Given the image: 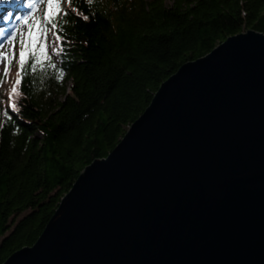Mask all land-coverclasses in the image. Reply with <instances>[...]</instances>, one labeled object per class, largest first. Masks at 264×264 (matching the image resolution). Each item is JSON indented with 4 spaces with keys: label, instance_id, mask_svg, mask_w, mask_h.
I'll use <instances>...</instances> for the list:
<instances>
[{
    "label": "water",
    "instance_id": "obj_1",
    "mask_svg": "<svg viewBox=\"0 0 264 264\" xmlns=\"http://www.w3.org/2000/svg\"><path fill=\"white\" fill-rule=\"evenodd\" d=\"M4 264H264V33L182 65Z\"/></svg>",
    "mask_w": 264,
    "mask_h": 264
},
{
    "label": "trees",
    "instance_id": "obj_2",
    "mask_svg": "<svg viewBox=\"0 0 264 264\" xmlns=\"http://www.w3.org/2000/svg\"><path fill=\"white\" fill-rule=\"evenodd\" d=\"M57 25L59 50L26 66L20 85L18 63L11 119L0 121V264L36 243L81 172L182 65L243 31L264 33V0H72Z\"/></svg>",
    "mask_w": 264,
    "mask_h": 264
},
{
    "label": "snow or ice",
    "instance_id": "obj_3",
    "mask_svg": "<svg viewBox=\"0 0 264 264\" xmlns=\"http://www.w3.org/2000/svg\"><path fill=\"white\" fill-rule=\"evenodd\" d=\"M6 0H0V3H5ZM25 5L29 11L23 15L15 16V19L19 22L12 32L7 35L6 39L8 44L11 47L10 52H0V58L6 59L9 64H11L18 55L19 62V72L16 79V84H21V79L23 74L26 71V66H30L33 71L37 67L46 66L49 61L52 60V57L49 53V48L51 44L49 42L48 34L50 28H56L58 14L62 12L61 0H24ZM43 3L46 5V10L42 11L41 15H37V12L40 11V4ZM68 3L71 4L72 0H68ZM64 15L67 16L68 13L65 11ZM0 19H3L5 22L13 19V12L7 11ZM83 19H89L88 16H83ZM26 29V31H22ZM4 28H0V36H4ZM18 37L19 40H18ZM57 38L63 42V37L57 34ZM17 44L18 53H17ZM3 45H0L2 48ZM63 47V43H61ZM59 50V49H54ZM29 61L31 64L29 65ZM51 67L56 68L55 63L51 64ZM5 73L8 72V67L4 69ZM63 72V68L60 69ZM17 92V89L14 87L12 89L13 95ZM11 109L16 110L17 104L15 101L11 103ZM5 116H8L11 119L8 111L4 112Z\"/></svg>",
    "mask_w": 264,
    "mask_h": 264
},
{
    "label": "rangeland",
    "instance_id": "obj_4",
    "mask_svg": "<svg viewBox=\"0 0 264 264\" xmlns=\"http://www.w3.org/2000/svg\"><path fill=\"white\" fill-rule=\"evenodd\" d=\"M1 4V3H0ZM68 7L67 0H61V8L62 10ZM46 10V5L41 3L40 4V11L37 12V15H41L42 11ZM13 12V19L12 22H17L19 23L16 19L15 16L17 15H23L27 11L20 10V8L14 7L11 9ZM29 11V10H28ZM16 24V25H17ZM22 31H26V29H22ZM12 32V30H11ZM20 37H18L19 40ZM49 42L51 44V47L49 48V53L51 56H54V49L56 47V41L55 37L53 34L49 31L48 34ZM18 47L19 45L17 44V53H18ZM11 47L7 42V39L3 43V47L0 49V52H10ZM18 55L16 59L9 64L6 59L0 58V121L1 118H4V112L6 111L7 108L10 106V97L9 94L11 93V90L13 88L15 79H16V71H17V65H18ZM5 67H8V72L5 73L4 69ZM7 107V108H6ZM2 116V117H1Z\"/></svg>",
    "mask_w": 264,
    "mask_h": 264
},
{
    "label": "bare ground",
    "instance_id": "obj_5",
    "mask_svg": "<svg viewBox=\"0 0 264 264\" xmlns=\"http://www.w3.org/2000/svg\"><path fill=\"white\" fill-rule=\"evenodd\" d=\"M14 7L20 8V10L23 11H28L24 0H6L5 3L0 4V17H2L7 11H11ZM10 22H12V20L5 22L3 19H0V28H4L5 30L4 36H0V45H3L7 35L11 33V30L7 27Z\"/></svg>",
    "mask_w": 264,
    "mask_h": 264
}]
</instances>
